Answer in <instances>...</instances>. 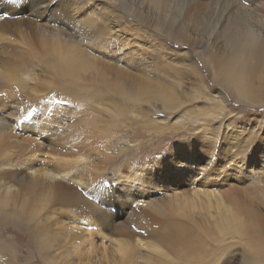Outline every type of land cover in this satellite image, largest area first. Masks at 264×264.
I'll return each instance as SVG.
<instances>
[{
    "label": "bare ground",
    "instance_id": "6f19581e",
    "mask_svg": "<svg viewBox=\"0 0 264 264\" xmlns=\"http://www.w3.org/2000/svg\"><path fill=\"white\" fill-rule=\"evenodd\" d=\"M84 1L88 4V8L80 0H0V38L14 33L23 35L22 29L27 28L30 30L28 34L32 35L31 41L37 42L51 54L50 67L58 77L71 78L78 83L82 80L85 83L87 80L84 74L90 72L91 74L87 76L88 82L99 85V89H102L104 94L112 92L119 96V100L111 97V101H115L111 105L95 102L93 106L96 108L95 111L98 109L101 112L105 109L108 112L110 109L112 110L110 116L116 120L127 115L126 105H130L131 102L139 104L147 98L143 101L145 108L139 105L136 116L140 117V125L149 127V130L153 129L154 132L167 130L171 118L170 112L180 109L183 104L180 93L182 94V89L186 88L184 83H189L192 86H190L193 96L191 101L200 99L207 105L208 111L210 110V113L197 115L208 118L213 114L210 121L217 124L218 129L215 131L217 139L222 135L220 127L228 120L234 122L231 138L221 139L219 148L215 143L214 146L212 145L216 153L213 155L217 157L221 154V148L227 149L224 157L220 156L210 168L206 166L204 170L200 168L195 178L209 176L224 169L235 172L246 171L249 178L247 184L249 189L246 188L248 192L240 198L239 212L225 203L219 193L194 188L192 191L195 199L191 201V205L195 206L198 200L200 205L206 206L207 220L209 219L213 224L218 235L231 233L243 239L244 264H264V113L250 115L245 111L246 108L264 107V0H230L234 3L233 8L243 14L231 15L225 10L227 13L222 14L221 17L204 14L206 8L212 10L210 5L214 0H208L206 7L201 3L204 0ZM138 2H140L139 7L136 5ZM82 9L84 11L80 14ZM169 10L172 13H169ZM84 13L90 16L84 18L82 16ZM148 27L158 37L153 38L154 41L145 43V35L150 36L147 32ZM116 41L117 45L119 41H125L131 46L136 45L144 49L145 51L139 54L140 66L143 65L145 69L148 67V70L158 67L157 71L172 72L179 82L174 81L170 84L169 80L164 78L151 81L148 79L151 76L146 78L125 74L123 70L114 66L111 68L112 65L105 67V64L104 67L108 71L106 73L107 71L104 72L96 66L95 59L89 58V55L81 49L82 45L92 46L98 43L99 48L115 50ZM140 41H143V44ZM169 43L177 44V50L171 49ZM47 51L45 50L46 53ZM179 53L183 54L180 59L182 66L177 65L172 58ZM166 56L168 58H164ZM170 64H176L177 67L169 66ZM199 64L212 84L218 87L216 90L206 83ZM108 76L112 82H109ZM118 80H121V83ZM174 85L179 89H174ZM129 86L134 87L124 89ZM102 90H99L101 92L98 95L103 93ZM187 94H185L186 98H189ZM71 97L74 99L64 97V100L67 104L74 103L73 110L82 109L77 112L83 113V118L81 114H76L79 116L74 117L73 113L68 115L70 118L65 119V114L68 113L66 105L62 101L56 103L60 106L58 112L53 99L49 111L54 113L52 116L49 114L47 118H41V111L35 108L25 111L24 108L27 106L16 108L15 114L10 115L8 113L10 107L0 104V147L2 144L8 145L13 138L12 132L15 130L22 132L26 130V126L40 131H44L41 127L45 129L47 126L48 128L53 126L54 130L48 131L53 133V136L56 134L60 136L62 133L72 136L76 130H79L74 129L77 120L79 128H85L89 115L84 108L90 103H82L84 101L80 98L76 100V97ZM149 99L156 101V105L148 102ZM228 99L238 104V108H233L228 103ZM159 112L162 113L163 120L153 119L152 116ZM231 114L232 118L228 119ZM252 115L258 120L254 126L250 121ZM203 122L207 126L210 125L206 119H203ZM117 124L120 125L119 122ZM231 139L233 142L229 145ZM40 150V146L35 145V148L23 151L22 155L13 161L4 159V153L0 148V178L4 179V183L0 184L2 196L0 211L8 208L11 218L20 225L31 222L37 217L39 199L43 207L51 203L71 206L80 201L87 204L83 195L99 193L97 198L90 202L92 205H88L94 216L86 224L88 234L83 235L86 238H81L83 239L81 245L87 255L80 264H131L137 252L161 254L154 240L170 245L179 242L180 235L177 228L166 231L164 225L152 212H147L145 209L141 211V208L136 209V206H133L135 201L129 193L124 192L116 196L112 194L106 201L104 198L108 191L106 180L103 183L78 180L72 168H34L39 156L48 160L49 165L55 162L58 164V152L47 156L39 154ZM84 151L76 149L72 154H68L66 159L74 165L81 163ZM86 155L85 151V157ZM252 155L254 159L260 160L259 164L254 165L253 159H250ZM20 159L22 160L19 161ZM127 160L129 159H125ZM119 199L122 201L118 202ZM113 206L120 207L123 214L111 215L113 213L109 210ZM124 216L129 219L130 230L114 227L116 225L114 221ZM106 232L110 236L108 239ZM104 233L106 238L102 236ZM34 238L35 236L31 237L32 242L38 243L37 238L36 241Z\"/></svg>",
    "mask_w": 264,
    "mask_h": 264
},
{
    "label": "rangeland",
    "instance_id": "374dc122",
    "mask_svg": "<svg viewBox=\"0 0 264 264\" xmlns=\"http://www.w3.org/2000/svg\"><path fill=\"white\" fill-rule=\"evenodd\" d=\"M80 2L87 5L86 8H88V4L84 0H80ZM139 3L136 4L138 7ZM201 3L206 7L209 1L204 0ZM211 4L210 9L212 10H209L208 7L204 10L205 13L203 11L204 14L209 13L220 17L227 12L237 16H241L238 13L243 14L233 8L234 3L230 0H214ZM83 11V9L80 10V14ZM86 13L82 15L84 18L90 16ZM169 13H172V11L169 10ZM147 32L150 36L145 35V43H149L153 38L158 37L155 36L150 27L147 28ZM22 33L23 35L14 33L0 38V104L10 107L8 111L10 115L15 114L16 108L27 106V108H24L25 111L35 108V110L41 111V118H47L49 114L52 116L54 113L49 111L52 99L53 104L58 108V112L60 106L56 103L62 101L67 107L66 112L68 113L63 112V114L66 113V119V117L70 118L68 115L73 113L75 114L74 117L81 114L78 112L82 109L79 108L80 111L77 109V112L76 108L73 110L74 103L69 102L67 104L64 100V97L74 99L71 97L74 96L76 100L80 98L84 101L82 103H90L84 108L89 115V120L85 123V128H79L77 120V123H74V129L78 128L79 130H76V133L72 136L63 135V133L60 136L57 134V136H53V133H49L54 130L53 126H49V128L47 126L45 129L41 127V129L47 131L46 133L33 130L30 126H26V130L22 132L15 130L11 134L13 138L8 142V145L2 144L0 147L4 153V159L16 161V157L22 155L23 151L26 152L27 149L29 150L32 147L35 148V145L40 146L39 154L41 155L52 156L55 152H58L60 154H57L58 164L55 162L49 165L48 160H44L42 156H39L36 160L37 165L34 168H72L78 180H86L91 183H103L106 180L108 188L104 197L106 201L110 199L112 194L116 196L122 195L124 192L129 193L135 201L133 206H136V209L137 207L141 208V211L145 209L147 212H152L155 218L164 225L166 231L176 230L177 228L180 235L179 242L170 245L154 240L153 242L158 245L161 254L140 251L136 253L131 264H244L242 255L243 239L231 233L218 235L213 224L209 222V219L207 220L206 206L200 205L198 200L195 206L191 205V201L195 199L192 191L194 188L219 193L225 203L239 212L240 198L249 189L247 185L249 178L246 171L235 172L224 169L209 176L203 175L195 178L200 168L202 170L205 169V166L210 168L211 165L217 162V159H220V156L224 157L223 155L228 150H222L223 148H221V154L217 157L213 155L216 153L212 145L215 143L219 148L221 139L229 140L231 138L233 131L231 128H233L234 122L232 120L226 121L220 127L222 137L220 136L217 139L215 137V131L218 129L217 124L215 125V122L210 121L213 114L208 118L198 116L199 113L202 115L210 113V110L208 111L207 105L200 99L199 101L194 99L191 101L193 97L192 86L187 82L184 83V81L186 88L182 89V94L180 93L183 104L180 109L170 112L171 118L167 130L154 132L153 129L149 130V127L140 125V117L136 114L140 106L145 108L143 101L147 98L139 104L131 102L130 105H126V110L130 112L127 111L126 118L123 116V119L118 117L116 120L110 116L112 110L108 109L107 112L104 109L100 112L97 109L95 111L96 108L93 106L95 102L102 105H111L115 102L111 101V97L119 100V96L114 95L112 92H105L104 94V91L99 89V85L88 82L87 76L91 74L90 72L84 74L85 80H87L85 83L82 80L78 83L71 78L58 77L54 74L53 68L50 67L52 66V59L47 49L37 42L31 41L32 35L28 34L30 30L27 28H23ZM141 43L143 44V41ZM169 44L171 49L177 50V44ZM93 45L92 48V46L85 44L81 46V49L89 55V58L95 59L96 66H99L98 68L104 72L107 71L106 66L112 65L111 68L114 66L119 70H123L125 74L130 73L137 77L143 76L146 78L151 76L148 78L151 81H154V79L159 81V78H164L169 80L170 84L174 81L175 83L179 82L172 72L157 71L158 67L148 70V67L145 69L143 65L140 66L139 54L145 50L139 46H131L129 42L125 43V41H119L117 45L116 41L117 48L115 47V50L106 48V51L105 47L99 48L98 43ZM179 54L173 55L172 58L175 59L174 62L177 65L182 66L180 59L183 54ZM164 58H162L163 62ZM176 64H170L169 66L177 67ZM159 65L158 63L157 66ZM199 67L201 68L200 64ZM201 73L206 83L216 90L218 87L212 84L204 69ZM154 74L156 75L154 76ZM108 78L109 82H112L109 76ZM186 81L188 80L186 79ZM169 83L168 85H170ZM120 87L122 88V86ZM131 87L134 86L125 87L124 89L128 90ZM174 89L179 88L174 85ZM99 90L103 91L101 95H98L101 92ZM59 93L61 96H65L61 97ZM186 93H188L187 97L189 98H186ZM50 96L53 97L50 98ZM84 97L90 102L84 100ZM149 101L156 105V101L150 99ZM228 103L235 109L239 106L230 102V99H228ZM134 110L135 112H132ZM245 111L250 115H258L264 113V107L246 108ZM231 116L232 114L229 115L228 119L232 118ZM252 116L250 121L253 122L254 126L258 123V120L256 116ZM162 117L163 115L160 112L152 116L155 120H163ZM203 119L209 121L210 125H205ZM204 131L207 132L203 133ZM232 142L231 139L229 145ZM76 149L85 150L87 155L85 157L84 151L82 162L74 165L66 158L68 154H72ZM125 159L129 160L125 161ZM250 159H253L254 165L260 163L259 159H254V155ZM121 168L123 171H119ZM2 183H4V179L0 178V184ZM98 194L83 195V198L87 200V204L80 201L71 206L51 203L43 207L39 199L37 217L33 221L22 225L11 218L8 208H3L0 211V264H80L87 255L81 245L83 240L81 238L87 236L88 227L86 224L94 216L88 205H92L90 202L94 201ZM174 195H177V197ZM0 197L2 196L0 195ZM117 201L121 202L122 200ZM109 211L113 213L111 215L121 216L123 214V210L118 206L111 207ZM115 223L114 227L121 230L127 228L130 230L131 228L129 219L126 216L116 220V222L114 221ZM84 233H86L85 236H83ZM106 235L109 236L107 232ZM106 235L104 233L102 236L106 238ZM32 236H35V241L37 238L38 243L32 242ZM108 238L110 236L106 239Z\"/></svg>",
    "mask_w": 264,
    "mask_h": 264
}]
</instances>
